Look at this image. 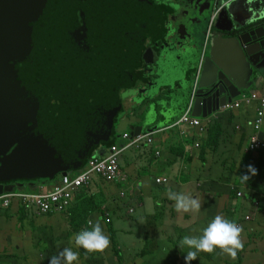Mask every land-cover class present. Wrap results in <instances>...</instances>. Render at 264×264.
Masks as SVG:
<instances>
[{"label": "water", "instance_id": "95a60500", "mask_svg": "<svg viewBox=\"0 0 264 264\" xmlns=\"http://www.w3.org/2000/svg\"><path fill=\"white\" fill-rule=\"evenodd\" d=\"M124 1L0 0V92L8 90L7 95L0 94V181L32 180L27 184L32 187L66 176L82 167L92 147L108 145L114 134L121 137L115 127L121 111L118 91L131 82L128 71L137 64L141 48L138 15H126ZM228 7L222 9L216 32L229 31L223 27ZM171 8L177 11L179 5L173 3ZM77 12L84 26H90L83 48L74 37L80 31L69 33L77 24ZM128 17L135 18L136 26H131L129 37L120 39ZM257 22L263 26H243L218 49L216 44L208 49L202 58L193 117L221 113L260 79L256 74L264 67V19L250 24ZM32 24L36 26H26ZM56 26L62 43L54 42V48L45 52L46 45L38 47V38L50 44ZM60 49L73 60L55 61L54 56L64 57ZM38 58L41 63L33 60L36 68L29 73L26 64ZM7 120L16 124L15 132H4ZM148 121L129 128L130 137L160 127H150L153 122ZM119 127L126 128L122 122ZM24 188L0 183V196Z\"/></svg>", "mask_w": 264, "mask_h": 264}, {"label": "crops", "instance_id": "0c3cea01", "mask_svg": "<svg viewBox=\"0 0 264 264\" xmlns=\"http://www.w3.org/2000/svg\"><path fill=\"white\" fill-rule=\"evenodd\" d=\"M217 2L218 0H199V3L203 5L202 11L204 10L209 14L208 21L207 14L205 19H202L205 15L201 14L200 24L204 25L207 23V26H198V28L203 33L206 32L200 50L201 57L203 47L207 42V33L210 27V21L213 16H216V19L219 20L220 14L222 13L221 8L223 4L228 3L226 5L229 6L227 8L229 9L227 17H223L225 22V26L223 27L229 29V31L216 32L217 30L214 28V30L212 31L213 34H211L210 36L211 39L208 43V49L212 47L213 44H216L214 47L218 49L220 46L227 43L226 39L234 37V33L236 31H239V29H244L243 26L245 25V23L250 24L255 20L264 19V0H221L219 3ZM141 4L143 7H145L146 11L150 9V5H148L147 3L145 5L142 1ZM229 18L234 21L230 22ZM182 27L185 28V26ZM168 37L169 41L166 40L165 42V51L164 53H162V55H164L161 56L162 60H160V62L165 63V65L161 66L162 79L165 80V82H162L163 92L168 93L169 97L172 98L173 103H170V106L166 107V111H162L161 119L158 118L157 121H153V125L160 124L159 126L161 128L169 127L170 121L174 120L187 108L186 106L189 102L190 97L186 98L185 102L180 101V94L178 93L177 88L178 84H183L185 80L184 78H186L188 72L191 71V68L187 66L184 61L190 60V58L192 59V55L194 52L193 47L190 45L193 41V34L187 33L186 28L182 30L181 26H179L178 28L177 26L175 28L170 27ZM197 63L198 60L195 62V64L197 65ZM260 73V75L256 74V76H258L260 79H258L256 84H252L247 91L255 90L256 93L262 94L264 96V67L261 68ZM189 94H191V92ZM235 114V118L237 119V121L233 124H226L225 129L223 127V133L217 146L215 156L218 158L225 157V159L227 160L233 159L234 162H237L240 159L239 157L241 155L242 149H249L250 139L255 135L254 133V135L248 141H244V137H247L252 133V131L254 132L251 123L255 115V111L253 108L246 106L241 107L240 110L235 111ZM203 135H198L197 132L192 130L188 131L187 136L183 137L177 129L156 134L154 136L153 146L146 149V151L143 150V154L141 153V156L143 158L144 156L147 157L150 162L152 160H155V165L149 166L150 171H152V175H145L141 178V176L136 174V168L133 167L132 177L131 179H128V192L130 193V201H136L140 204V206L145 207L147 214L155 212V209L157 208L156 204L159 205L160 203L168 202V197L166 196H168L169 190L177 193H183V191L186 192V190L194 191V197L198 198L201 201V209L199 210V212H186L185 214L187 215V218L184 212H182L183 216H181L177 224L178 227H181L178 230L182 231L181 233L189 236H195L196 233L197 237L200 234H203V226L200 228L201 223L204 222V224L207 226L215 217V205L217 200L215 193H227L229 191L228 189L233 190L234 187L236 190L243 193L242 189L239 186H234L230 183L229 180H226L224 183H213V178L210 177V174L213 173V160H210L208 158L203 164L201 162V159L199 158L201 145L203 143ZM259 137L261 140H264V127L262 132H260ZM247 143L248 145L246 146ZM195 144H199V148H196ZM156 151L160 152L159 157L155 155ZM103 153L104 151L102 149L99 148L97 150L98 156H102ZM189 153L192 157L190 163L187 160L189 159ZM138 159L140 160V156H138ZM162 177L168 178L169 183L166 185L157 186V184L155 183V179ZM99 184L105 186L104 191L106 192V197L109 198L110 195L115 193L112 185L106 186V184L103 183L102 180H100L99 178H94L89 188H82L75 195L72 202V207L67 213L62 214L61 216L63 220L58 221V218L51 219V217H46L47 222L42 223L41 227L47 229L49 234L52 228L53 232H61L62 234H64L63 232H65L67 228L69 230L73 228L71 225L75 224L77 213L81 211V207H83L86 200H88V202L94 201V203H96L98 207L94 208V205L92 204L93 210L88 214L87 220L91 219L93 222H95L98 218H100V223L103 228V218L105 217V213L109 212L105 207L107 203L105 194L98 186ZM53 185L54 183L47 182L43 186L36 185L35 187H33L35 190L37 189L39 191H46L50 190ZM249 191L254 192V189H250ZM124 192L125 197L123 198H126L128 192ZM99 195H102L103 200L95 201L94 197ZM256 203H259V201H254V203L247 201L244 203V207L248 208L251 205L254 208V214H246L247 209L245 210L246 213L242 212L246 214V216L251 217V220H249V222H251V227L257 224L256 221H260L261 223L263 222L264 225V208H257ZM117 209H120L119 205H117ZM104 211L105 213H103ZM232 211L234 212L235 210L233 209ZM8 214L10 215L7 216ZM191 214L194 215L192 216ZM36 216L37 215L26 211L24 208H21L17 203L13 205L12 211L10 208V210H8L7 212L0 213V264H24L28 256H30L28 261L32 264H41L43 257L47 258V256L49 257V255L50 257H52L53 253L57 255L66 247L71 248L73 251L77 252V248L74 244V238L71 242H59V246L57 247V241L56 238L53 237V232L50 234L52 238H47V247L43 249H39V247L36 248L39 243L43 241L44 237V232L41 231L40 227H37L38 237H33L32 219L37 218ZM109 216L110 218L112 217L110 213ZM256 216L258 218H256ZM5 218L8 219L5 220ZM61 223H64V225L62 226ZM4 226H6L5 230L7 235L3 234ZM18 228H20V231H17ZM15 230L17 232V236L16 241L14 242L18 241V243L10 244V239L14 238L13 233L15 232ZM260 230V235H264L263 226ZM41 235L43 237H41ZM109 235H112V237L115 238L112 230L111 232H109ZM110 248L111 246L105 250L104 254H102L103 259L101 260V264H116V262H118L119 264L123 262L124 264L123 257L120 255L121 257L120 259H118L116 253H114V249H116V247L114 248L113 246L112 249ZM107 251H109V253H106ZM112 251L113 254H111ZM12 256L18 257L19 260L16 261ZM226 262L228 261L226 260ZM44 263L45 260H43V264ZM150 263L153 264L152 262ZM46 264H49V261H47V259ZM74 264H89L88 256L79 255L78 261L74 262ZM135 264H140V260H138V262Z\"/></svg>", "mask_w": 264, "mask_h": 264}, {"label": "flooded vegetation", "instance_id": "af4514ba", "mask_svg": "<svg viewBox=\"0 0 264 264\" xmlns=\"http://www.w3.org/2000/svg\"><path fill=\"white\" fill-rule=\"evenodd\" d=\"M104 1V0H102ZM146 5H150V9L146 11L145 7L142 6L141 2ZM127 3H131V6H128ZM178 4L179 9L174 11L171 8V4ZM57 4V2H56ZM152 7V8H151ZM203 5L199 3V0H125L123 4L124 12L126 15H131V12H134L138 15L139 32L141 34L140 54L137 57V64L133 67L132 70L128 71L131 76V82L118 91V99L121 104V111L118 113V117L115 119V127L119 126L122 122L126 128H131L133 126H142L146 120L148 123L157 121L158 118H162V111H166V107L170 106V103H173L172 98L169 97L168 93L163 92L162 82H165L162 79V71L158 70L160 60H162V53L165 51V42L169 41V30L171 28H177L181 26L182 30L186 28L187 33L193 34V41L190 44L193 47L192 59L185 60L184 63L191 68V71L188 72L186 78L182 85L178 84L177 91L180 94L179 100L185 102L186 98H189L190 92L192 90L193 81L196 73L199 71L201 74L202 63L200 50L203 44V40L206 32H202L198 26H207V23L204 25L200 24L201 14L205 15L202 19L206 18L208 21V13L202 11ZM58 9H56L57 11ZM223 17H227L228 13H223ZM77 24H72V28L69 30V33H73L72 30L80 31V33H75L74 37L78 40L80 48H83L85 41L89 40V34L87 31L90 30V26H84L85 21L82 18L80 12L76 13ZM230 19V18H229ZM134 17H128L126 19V25L123 27V35L121 33L120 39H123L125 36L129 37L131 30L136 24L134 23ZM234 20L230 19V22ZM218 22V20H217ZM244 22V21H243ZM245 23V22H244ZM261 22L256 24L245 23L244 26H260ZM104 24H100L103 26ZM26 26H36V25H26ZM133 26V27H131ZM182 26H185L182 27ZM216 26V24H215ZM263 26V25H261ZM82 28L85 31H82ZM122 28V27H121ZM196 28V29H195ZM71 33V34H72ZM60 32L56 28L52 29L51 32V42L47 44L40 37L38 38V47L39 44L45 43V52H48L49 49L54 48V42L57 45H61L62 40L58 39ZM96 32H93L94 36ZM183 34V33H182ZM213 34V32H212ZM54 36V37H53ZM99 36V33H97ZM56 46V45H55ZM62 56H54L55 61H58L60 58L65 61L73 60L66 55L64 49H60ZM202 55V53H201ZM207 57V54L204 58ZM41 63V59H32L26 65L30 67L29 73H31V68H36L34 61ZM198 60L197 65L195 62ZM20 66V65H18ZM15 66V67H18ZM34 71V70H33ZM28 76V75H27ZM154 91V94L152 92ZM8 90L0 92V94L7 95ZM145 97H142V96ZM154 95V96H152ZM3 102V96H0V104ZM1 108V107H0ZM19 116V114H18ZM17 116V117H18ZM174 119V118H173ZM6 125V128L3 126ZM20 125V122L17 124ZM3 130L6 132L8 129L9 132H15V123H12L11 120L3 122ZM155 126L151 125L150 127ZM148 129V126L146 127ZM22 132V131H19ZM130 132V130H129ZM7 133L4 134L7 137ZM107 145V144H105ZM103 145V147H105ZM14 147L11 149V151ZM93 147L90 149L88 156L90 155ZM10 151V152H11ZM87 156V157H88ZM27 180H18L13 183H7L5 185H23L27 187L26 184H29Z\"/></svg>", "mask_w": 264, "mask_h": 264}, {"label": "rangeland", "instance_id": "374dc122", "mask_svg": "<svg viewBox=\"0 0 264 264\" xmlns=\"http://www.w3.org/2000/svg\"><path fill=\"white\" fill-rule=\"evenodd\" d=\"M163 65H165V63L160 62V71H162L161 66ZM154 91L155 90H153L152 94H154ZM142 97H145V96L143 95ZM229 112L230 111H228V113ZM230 121L233 124L237 121V119L235 117H232ZM123 129H126V130H123ZM127 129L128 128H120L118 126L116 127V132H118L116 134L118 135L119 133H122L123 131H127ZM118 139L121 140V142H118V144L122 145L123 143L122 138L120 137ZM141 153L143 154L141 149L136 148V147H131L122 153L119 165H120V169L122 172V176H124L126 179L121 180L118 183H113V184L103 182L106 184V186L112 185L115 190V193L110 195L109 198L106 197V192L104 191L105 186L102 184L98 185L105 194V199L107 201L105 207L112 216L111 217L112 222H111V225L108 226V228L112 230L115 238H112L111 241H114L113 245L116 247V249L119 250L120 255L124 259V264H135L138 262V260H140V264H151L150 262H152L153 264H185V260H184L185 255L187 254L188 251H194V249H189L186 246L183 248H180V241L186 235L181 233L182 231H178L181 227H178L177 223L179 222L181 216H183V213L176 211L175 205H174L175 201L170 200L168 198L167 199L168 202H163V203H160L159 205L156 204L157 208L155 209V212L151 214H147L146 208L140 206L138 202L130 201V195H129L130 193L128 192L129 190L128 189V182H129L128 179H131L132 177V170H133L132 168L133 167L136 168L135 169L136 174L141 176L142 178L145 175H152V171H150L149 166L155 165V160H152L150 162V160H148L147 157L144 156L143 158L141 156ZM138 156H140V160L138 159ZM225 163L227 166H229L227 159L225 160ZM213 169L221 170V167L220 165H218V163H214ZM210 177L213 178V173L210 174ZM95 178L98 179L97 176ZM23 190L26 192L39 191L31 187L30 188L25 187ZM121 191L128 192L126 198L120 197ZM233 191L234 192L236 191L235 187ZM183 193L190 194L193 197L195 196L194 191H191V190L190 191L186 190V192L183 191ZM94 200L102 201L103 200L102 195L94 197ZM236 202L239 205L240 211H242L241 206L242 204L246 202L244 197H240V198L237 197ZM117 205H119L120 209H117ZM130 209H132L133 212H129ZM103 213H105V211ZM185 213L186 212H184V214ZM9 215L10 214H8L7 216ZM191 215L193 216L194 214H191ZM61 216H62L61 214H53L51 216L43 215V216H36L37 218L32 219L33 220V224H32L33 225L32 227L33 237H38L37 227H40L41 231L44 232L43 233L44 237L41 235V237H43V241H41L37 247L36 246L34 247L36 248L39 247V249H43L47 247V242H46L47 238L48 237L52 238L50 234L53 232V228L50 230V234H49L47 229H45L44 227H41L42 223L47 222L46 217H51V219L58 218V221H60V220H63ZM85 216L86 215L83 214V210L81 207L79 218L87 219V217L85 218ZM186 218H187V215H186ZM7 219L8 218H5V220ZM15 221H16V218H15ZM61 224L62 226L64 225V223H61ZM202 226H203V229L207 227L204 224V222L201 223L200 228ZM5 229H6V226L3 227V234L7 235ZM17 231H20V228H18ZM78 231H76L75 226H73V228L70 230L67 228L66 231L63 232L64 234H62L61 232H53L52 233L53 237H55L57 241V242L55 241L57 243V247L59 246V242H66V241L71 242L73 238L75 237V234L78 233ZM13 234H14V238L10 239V244L18 243V241L14 242L16 241V236H17L16 230ZM201 235L202 234H200L199 236ZM195 236H196V233H195ZM74 244H75V241H74ZM250 245H251V248L254 247L253 243H250ZM76 248L78 252L80 250L79 249L80 247L76 246ZM106 253H109V251ZM111 254H113V251ZM33 256H36V255H33ZM213 256L215 257V259H213ZM222 256H220V249H216V251L211 254L205 253V252H199L197 253V259L195 261H192L191 264H217V263L224 264L223 260L224 261L227 260L228 261L227 264H232V259L229 256H224V255ZM12 257H14L16 261L19 260L18 257H15V256H12ZM29 258L30 256L27 257V260L25 261L24 264H32L31 262L28 261ZM50 258H51L50 255L49 257L47 256V258L43 257V260H45L44 264H46V259L47 261H49ZM43 260L41 264H43ZM147 260L150 262H148ZM106 263H107V260H106ZM116 264H119V263L116 262ZM120 264H123V262H121Z\"/></svg>", "mask_w": 264, "mask_h": 264}, {"label": "built area", "instance_id": "2783aa9c", "mask_svg": "<svg viewBox=\"0 0 264 264\" xmlns=\"http://www.w3.org/2000/svg\"><path fill=\"white\" fill-rule=\"evenodd\" d=\"M215 21L216 16H213L210 21L209 34ZM208 42L209 35L207 36L204 48H206ZM253 104L257 105L256 116L251 123L255 135L250 139L249 151L256 152L264 150V140H261L259 137L264 126V96H260L257 93L246 95L238 102L227 105L225 109L234 110L239 109L242 105L252 106ZM203 122L200 119L192 117L191 111L188 110L171 128H178L183 137L187 136L186 132L183 131V126L194 128L198 130L199 134H203L207 128L206 123ZM160 132L162 130L140 134L133 138L130 137L128 132H125L121 136L122 145L113 144L106 148L102 156H95L88 160L80 170L58 177L50 190L37 192L18 190L3 194L0 196V211L8 210L14 203H17L21 208L37 216L64 214L71 208L74 197L79 190L90 187L96 176L100 180L111 184L125 180L126 178L122 176L119 165L122 153L131 147L140 148L141 151L151 148L154 144V136ZM195 147L199 148V144H195ZM155 155L159 157L160 152L156 151ZM155 183L157 186H162L168 184L169 180L166 177L157 178L155 179ZM120 196L121 198L125 197V192H121ZM243 196L244 194L241 191L237 192V197ZM256 205L259 204L256 203ZM130 212H133V210H130ZM104 219L107 224L112 221L108 213H105ZM249 219V217H246L247 221ZM89 220L80 228L79 232L90 230V226L88 225Z\"/></svg>", "mask_w": 264, "mask_h": 264}, {"label": "trees", "instance_id": "16d2710c", "mask_svg": "<svg viewBox=\"0 0 264 264\" xmlns=\"http://www.w3.org/2000/svg\"><path fill=\"white\" fill-rule=\"evenodd\" d=\"M228 111L218 114L217 118L214 119L208 125L205 135L202 136L203 143L201 145L199 158L201 159V162L203 164L209 158L210 160H213V164L218 163V165H220L221 170L213 169V183H217V182L224 183L226 180H229L231 184H233L234 186H239L242 189L244 193L243 197L246 202L248 201V202L254 203V201H259L260 207L261 209H263L264 208V150H258L256 152H251L249 150L242 149L241 155L239 157L240 159L237 162H234L233 159L228 160L229 166H227L225 163V160H226L225 157L218 158L215 156L217 146L219 144L220 138L223 133V127L225 129V125L228 123H231L230 119L232 117H235L236 115L235 111H230L229 113ZM181 114H179L176 119H179ZM125 132L126 131L122 132L121 134H124ZM253 135H254V132L252 131L251 134H249L247 137H244V141L245 140L248 141ZM118 142H121V140H119L118 137H116V135L114 134L113 141L110 142L107 146H111L114 143H118ZM247 145L248 143L246 144V146ZM98 147L97 146L93 147V150L91 151L90 155L86 158V160L90 159L94 155ZM192 154H195V153H192ZM188 158L189 159L187 160L190 163L191 158H192L190 153L188 155ZM248 165H253L257 169L258 174L255 176H251V174L248 172ZM245 174L251 177L247 182L243 181L240 177ZM18 180L19 179L17 178H11L9 180L0 181V183L5 185L7 183H13ZM28 182L33 183L35 181L28 180ZM26 186L28 185L26 184ZM250 189H254V192L249 191ZM18 190L19 189H15V191H18ZM228 190L229 191L227 193H221V194L215 193L217 197V200H216L217 206L215 205V216L222 215L225 218L229 219L230 221L237 223L239 226L243 228L242 237L244 240V251L238 253L237 259L235 260L232 259V264H264V235H260L261 234L260 229L262 226L264 227L263 222L261 223L260 221L255 220L257 224L251 227V222H248L246 220V214H250V215L254 214L255 213L254 208L251 205L247 208V207H244V204H242L241 206L242 211H240L238 203L235 202L237 198V191L234 192L232 189L231 190L228 189ZM92 204L94 205V208L98 207L97 204L94 203V201L88 202V200H86L85 202L86 206L84 205L82 207L83 214L86 215L85 218L93 210ZM10 208L12 211L13 206H11ZM10 208L8 210H10ZM233 209L235 210L234 212L232 211ZM246 209H247V213L245 212ZM8 210L0 211V213H5ZM79 215H80V211L77 213V218H75V224L71 225L72 227L75 226L76 231H78L79 228L84 223L87 222V219H80ZM256 218L258 217L256 216ZM111 222L107 224L105 222V219L103 218V225H104L103 230L105 234L110 237V240L113 238L112 235H109V232H111V229L108 228V226L111 225ZM113 243L114 241H111L110 249L113 248L114 246ZM250 243L254 244L253 248H251ZM78 253L80 256H88L89 264H101L102 263L101 260L103 259L102 254H104L105 251L102 253L101 252L87 253L82 248V250H79ZM114 253H116L117 258L120 259L121 256H120L119 250L114 249ZM53 255L55 254L53 253ZM224 256H227V255H224ZM213 259H215L214 256H213ZM223 262L224 264H227L226 260L225 261L223 260Z\"/></svg>", "mask_w": 264, "mask_h": 264}, {"label": "clouds", "instance_id": "9594fccd", "mask_svg": "<svg viewBox=\"0 0 264 264\" xmlns=\"http://www.w3.org/2000/svg\"><path fill=\"white\" fill-rule=\"evenodd\" d=\"M226 4H228V3H226ZM226 4H223L221 10L224 8V6ZM217 20L218 19H216L214 25L212 26L210 34H209V30H208L207 36L209 35V41L211 39L210 36L212 34V31L215 28V24H217ZM204 47H205V45H204ZM204 47H203V52H202V58H204L206 56V53L208 51V44H207L206 48H204ZM202 58H201V63L203 62ZM199 77H200V72L198 71L196 73L194 81H193V87H192L191 94L189 96L190 97L189 102L186 106L187 108L181 114L179 119H176L177 118L176 117L174 120L171 121L169 127H165V128L159 127L156 131L162 130V132H165V131L176 130V129L179 131L178 128H175V127L171 128V126H173L175 123H177L180 120V118L187 113L188 110L191 111V116H192L194 99L196 98V92L198 90ZM253 93H256L255 90L253 92L244 91L231 104L238 102L243 96L251 95ZM257 94H259V93H257ZM259 95L263 96L262 94H259ZM231 104H228V105H231ZM225 107H223L222 112L228 111L225 109ZM241 107H246V105H242ZM248 107L254 109V111H255L254 117H255L257 105L253 104L252 106H248ZM240 108L234 109V110H229V111H237V110H240ZM218 114H220V113H217V114L212 115V116H208L205 119H203L201 117L197 118V119H200L202 122L204 121L203 123H206V126L208 127V125L214 119L217 118ZM254 117H253V119H254ZM194 118H196V117H194ZM182 128H183V131L186 132V134L188 133V131H192V130H194L195 132L198 131V130H195L194 128H191V127H184L183 126ZM262 130H263V128H262ZM127 131H129V130L127 129ZM206 131H207V128H206ZM162 132H160V133H162ZM128 133L130 134V132H128ZM205 133H203V134H205ZM197 134L203 135V134H199L198 132H197ZM114 144H118V143H114ZM107 147H109V146H107V145H105V147L99 146L98 149L99 148L102 149L105 153ZM97 150L95 151L94 155L91 158L98 156ZM90 159H88V160H90ZM88 160L85 161V163L82 165V167L87 163ZM80 169H78V170H80ZM78 170H74V171L70 172L69 174L76 172ZM248 172L251 174V176H255L258 174L257 169L253 165H248ZM60 176H62V175H60ZM60 176L55 177L54 180H42L41 183L37 184V185L43 186L47 182H52L55 184L58 177H60ZM240 177L245 182H247L251 178L247 174L242 175ZM35 186L36 185H34V187ZM34 187L32 186L31 188H34ZM19 191H24V190L21 189ZM236 191L238 192V190H236ZM35 192H37V191H35ZM168 198L170 200L175 201V209L177 212H199V210L202 207L201 201L198 198L193 197L190 194H185L182 192L177 193V192H172L171 190H169ZM259 206H260V204L257 205V208H259ZM246 217H248V216H246ZM249 218H250L249 220H251V217H249ZM249 220H248V222H249ZM88 225L90 226V230H83L81 232L78 231L79 233L75 234L74 241H75L76 246L80 247V250H82V248H83L87 253H95V252H101L102 253V252H104L107 248H109L111 240H110V237L105 234V232L101 226V223H100V218H98L95 222H93L92 220H89ZM242 233H243V228L241 226H239L237 223L230 221L229 219L225 218L222 215H216L214 217V219L207 225V227H205L203 229V234L201 236L197 237V236L186 235L180 241V248H183L186 246L189 249H194V251H188L187 254L185 255V257H184L185 264H191L192 261H195L197 259V253H199V252H205V253L211 254V253L215 252L216 249H220V255H227L233 260L237 259L238 253L244 251V240L242 237ZM78 259H79V253L73 251L71 248L66 247L62 251H60L59 254L53 255L49 260V264H74V262H77Z\"/></svg>", "mask_w": 264, "mask_h": 264}]
</instances>
